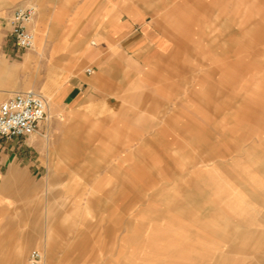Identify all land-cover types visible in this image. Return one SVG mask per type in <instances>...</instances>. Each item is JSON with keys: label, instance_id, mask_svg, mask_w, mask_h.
<instances>
[{"label": "rangeland", "instance_id": "374dc122", "mask_svg": "<svg viewBox=\"0 0 264 264\" xmlns=\"http://www.w3.org/2000/svg\"><path fill=\"white\" fill-rule=\"evenodd\" d=\"M145 1L175 48L101 82L70 167L0 201V237H39L21 264H264V0Z\"/></svg>", "mask_w": 264, "mask_h": 264}, {"label": "crops", "instance_id": "0c3cea01", "mask_svg": "<svg viewBox=\"0 0 264 264\" xmlns=\"http://www.w3.org/2000/svg\"><path fill=\"white\" fill-rule=\"evenodd\" d=\"M29 5L37 9L30 25L33 53L16 47L8 22L16 8ZM148 5L145 1L144 17L134 0H0V104L29 88L50 90L47 117L33 135L0 138V201L15 200L47 178L51 168L70 167L60 163L76 150L77 138L89 133L76 121L89 126L107 119L115 104L100 94L101 82L108 85L118 72L144 66L149 72L156 59L171 54L166 50L175 45L167 49L169 39L151 20ZM15 230L11 226L8 236L0 237V264H21L27 248L39 240L34 228ZM49 239L47 233V247Z\"/></svg>", "mask_w": 264, "mask_h": 264}, {"label": "built area", "instance_id": "2783aa9c", "mask_svg": "<svg viewBox=\"0 0 264 264\" xmlns=\"http://www.w3.org/2000/svg\"><path fill=\"white\" fill-rule=\"evenodd\" d=\"M37 14L36 7L29 5L16 8L9 18L10 35L20 50H30L34 47V34L30 24ZM88 74L93 70L88 68ZM49 101L40 93L29 90L13 94L0 104V138L20 139L33 135L39 123L46 119ZM41 253L31 252L29 264H40Z\"/></svg>", "mask_w": 264, "mask_h": 264}, {"label": "bare ground", "instance_id": "6f19581e", "mask_svg": "<svg viewBox=\"0 0 264 264\" xmlns=\"http://www.w3.org/2000/svg\"><path fill=\"white\" fill-rule=\"evenodd\" d=\"M34 42H35V40H34Z\"/></svg>", "mask_w": 264, "mask_h": 264}]
</instances>
